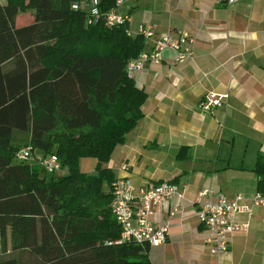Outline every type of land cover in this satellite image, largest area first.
I'll return each instance as SVG.
<instances>
[{"label":"trees","instance_id":"obj_1","mask_svg":"<svg viewBox=\"0 0 264 264\" xmlns=\"http://www.w3.org/2000/svg\"><path fill=\"white\" fill-rule=\"evenodd\" d=\"M76 1L0 0V254L6 237L16 250L0 264H150L146 244L113 242L114 174L103 166L142 117L145 93L125 65L144 40L126 23L86 24ZM114 2L96 7L103 13ZM23 13L32 20L16 27ZM15 133L24 143H12ZM26 145L54 153L65 173L45 179L37 164L16 161ZM83 157L95 159L93 173L78 170ZM252 171L264 193V155Z\"/></svg>","mask_w":264,"mask_h":264},{"label":"crops","instance_id":"obj_2","mask_svg":"<svg viewBox=\"0 0 264 264\" xmlns=\"http://www.w3.org/2000/svg\"><path fill=\"white\" fill-rule=\"evenodd\" d=\"M112 8L126 16L131 34L141 25L174 40L181 31L192 38L191 56L183 62L165 49L158 64L132 72L145 93L142 117L103 165L133 186L169 180L182 194L153 206L152 222L168 228L166 241L148 248L150 264H264V207L250 203L257 192L253 162L264 155V0H121ZM21 20L16 16L14 25L31 22ZM149 47L144 41L143 50ZM209 92L226 97L205 110L200 102ZM25 138L15 133L12 143ZM89 158L79 164L92 173L95 160ZM202 189L210 200L218 193L241 195L251 208L249 215H236L247 228L228 234L223 254L209 252L206 231L192 213L191 201ZM9 247L0 259L15 254Z\"/></svg>","mask_w":264,"mask_h":264},{"label":"built area","instance_id":"obj_3","mask_svg":"<svg viewBox=\"0 0 264 264\" xmlns=\"http://www.w3.org/2000/svg\"><path fill=\"white\" fill-rule=\"evenodd\" d=\"M237 0H225L226 4ZM121 0H115L114 6ZM97 0H81L71 3V8H83L88 11L85 23L89 24L97 18H101L106 26H114L126 23V16L118 14L113 8L101 13L96 7ZM127 34H131L127 28ZM144 41H150L147 50L127 61L125 65L126 74L131 76L132 72L140 71L146 63L158 64L161 61L162 52L170 49L175 53L174 61L181 63L191 56L190 45L192 38L184 31L178 33L174 40L168 34L155 35L149 27L138 25L136 33ZM226 94L207 93L200 102V108L210 109L219 106L221 99ZM29 145L19 148L14 153L16 161L26 162L33 159L39 164L46 174H52L60 168L58 159L54 153L32 156ZM127 165L123 163L120 169L125 170ZM111 201L110 211L119 225V237L113 242L120 243L131 241L138 244H146L148 247L162 245L167 238V222L154 224L151 220L154 205H165L171 195L182 197L178 186L169 180L158 182L147 181L138 186H133L126 176H116L110 185ZM210 192L202 189L196 192L192 213L198 223L206 231L203 242L208 244L209 252L213 255L223 254L227 250V236L234 231H242L247 228V222L236 220V215L244 213L249 215L251 208L244 202L241 195L235 194L227 198L223 194H216L214 200L209 199ZM251 205L264 207V193L255 192L250 198ZM177 211L173 207L170 214Z\"/></svg>","mask_w":264,"mask_h":264},{"label":"rangeland","instance_id":"obj_4","mask_svg":"<svg viewBox=\"0 0 264 264\" xmlns=\"http://www.w3.org/2000/svg\"><path fill=\"white\" fill-rule=\"evenodd\" d=\"M18 16V18L19 19H22L21 21H23V22H26L27 21V19L29 20V21H31L32 20V16H31V14L30 13H23V14H19V15H17ZM24 143V142H23ZM38 151V150H37ZM36 150H33L32 151V156H39L41 153H38ZM84 158H89V157H84ZM90 159V158H89ZM92 159V158H91ZM32 160V161H31ZM95 160V159H94ZM93 160V161H94ZM33 159H28L27 160V163H29V164H32L33 163ZM91 161V160H90ZM94 162H96V161H94ZM103 165H104V163H103ZM77 167H78V170L80 171V172H82V173H85V174H91V170L89 169V167L88 166H84V164L83 165H81V163L79 164V161H78V165H77ZM65 171H66V169L64 168V167H61V168H59L58 170H56L54 173H52V174H46L45 172H44V169L42 168V167H40L39 165H38V175L40 176V177H44L45 179H48L49 177H52V178H56V177H58V176H60V175H62V174H64L65 173ZM93 171H94V169H93ZM93 173V172H92ZM7 249H9L10 247H9V240H8V238L6 237V241H5V245H4ZM5 247H4V249H5ZM7 255V254H6ZM9 255V254H8ZM4 256V255H3ZM1 258H2V256H0Z\"/></svg>","mask_w":264,"mask_h":264}]
</instances>
